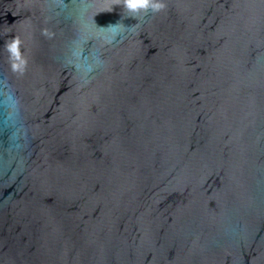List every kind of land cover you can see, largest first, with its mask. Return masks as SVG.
Listing matches in <instances>:
<instances>
[{
  "label": "water",
  "instance_id": "1",
  "mask_svg": "<svg viewBox=\"0 0 264 264\" xmlns=\"http://www.w3.org/2000/svg\"><path fill=\"white\" fill-rule=\"evenodd\" d=\"M164 3L0 0V264H264V0Z\"/></svg>",
  "mask_w": 264,
  "mask_h": 264
},
{
  "label": "clouds",
  "instance_id": "2",
  "mask_svg": "<svg viewBox=\"0 0 264 264\" xmlns=\"http://www.w3.org/2000/svg\"><path fill=\"white\" fill-rule=\"evenodd\" d=\"M124 8L127 9L128 12L133 14L145 13L147 14L149 11L158 12L165 7L164 0H122ZM108 28L115 29L117 27L116 24H110L107 26ZM20 40L18 38L13 39L11 43L7 45L10 53L14 61H18L19 63H13V69L19 68L23 70L24 65L26 64V60L22 57L20 51Z\"/></svg>",
  "mask_w": 264,
  "mask_h": 264
}]
</instances>
